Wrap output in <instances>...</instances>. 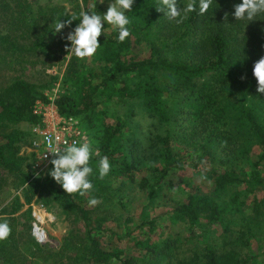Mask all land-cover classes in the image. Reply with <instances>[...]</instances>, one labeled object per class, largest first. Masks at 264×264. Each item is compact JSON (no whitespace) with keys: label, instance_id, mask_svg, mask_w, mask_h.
I'll use <instances>...</instances> for the list:
<instances>
[{"label":"trees","instance_id":"trees-1","mask_svg":"<svg viewBox=\"0 0 264 264\" xmlns=\"http://www.w3.org/2000/svg\"><path fill=\"white\" fill-rule=\"evenodd\" d=\"M7 1L12 5V14H21L20 20L24 25L19 36L25 38L29 29L37 27L41 16L33 12L31 0H0V5ZM240 2L241 0H212L208 11L200 15L197 0L196 11L188 13L180 23L176 22L177 26L173 27L166 41H162L166 26L164 12L156 10L158 0H134L132 11L126 12L130 20L127 26L130 35L124 42L118 41V31L112 26L111 33H101L98 37L100 46L93 56L80 59L72 52L62 77V83L69 91L61 93L55 104L60 114L76 117L81 113L87 123L95 122L100 127L99 130L96 127L93 129L95 133L92 131L100 154L93 155L89 162L93 168V173L89 176L93 190L83 196L78 192L69 195L48 172L24 183V202H28L37 192L46 193L65 217L74 215L86 220L89 211L81 201L104 196L112 177L125 178L136 182L138 187H143L145 178L132 171L116 136L122 124L117 119L113 123L103 120L104 107L101 104L117 98L138 100L146 111L152 112L156 119L165 123L172 117L173 105L178 100H184L192 121H204V115L215 116V120L225 118L232 121L231 127L235 129L232 133L235 134L242 128L245 138L250 141V147L249 144L240 147L247 162V172L244 174L246 177L242 179L227 169L218 170L212 176L214 192L216 194L217 189L223 190L226 184L238 182L239 179L251 187L261 183L264 180L259 175L260 169L264 167V125L260 123L251 105L236 107L214 98L209 83L231 80L241 87L244 94L250 93L264 99V93L257 92V81L252 72L254 62L264 56V14L252 21L235 20L233 5ZM187 3L188 0H185L183 8ZM62 18L67 16L63 15ZM73 21L78 24L79 18L72 20V23ZM12 24L13 27L9 30L17 28L14 22ZM48 25L49 23H44L42 26L45 34L50 31ZM9 38L7 33L0 34L2 48L9 52L17 50L15 39ZM41 45L66 52L71 42L62 37L51 38L48 42L36 38L27 47ZM160 75H165L162 83ZM37 99H45L38 86L19 77L11 78L6 86L0 88V166L10 170L14 176H21V182L26 178L17 169L21 159L17 152L26 143L28 131H22L15 124L20 121L28 124L35 120L30 112ZM228 113L233 115L226 116ZM239 124L241 125L238 127ZM217 133L219 134L218 129ZM156 140L159 142L158 163L154 168V179L147 187L148 198L155 193L152 185L158 187L170 164L178 162L169 130L157 134ZM252 144L258 148V152L251 156L253 159L249 155ZM102 156H107L111 165L109 174L103 180L98 178V161ZM233 201L232 197L215 199L207 194L187 192L184 199L174 206L171 215L183 219L191 226L197 225L204 229L219 225L226 229L227 212ZM153 218L149 219L148 225ZM91 231V228L84 229L81 238L77 239L79 244L71 246L76 248L70 256L75 263L110 264L115 261L118 264H134V259L129 255L120 256L117 251L103 247ZM243 232L241 230L239 235L241 242ZM200 236L197 235L196 238L199 239L202 237ZM27 240L29 255L32 258L40 256L41 245L32 239L29 230ZM137 244L149 252L150 257L166 248L163 241L157 245L147 238L141 239ZM248 255L245 253L236 257L232 251H216L215 247L206 246L205 252L199 256L201 264H252ZM0 264L16 263L0 252Z\"/></svg>","mask_w":264,"mask_h":264},{"label":"rangeland","instance_id":"rangeland-1","mask_svg":"<svg viewBox=\"0 0 264 264\" xmlns=\"http://www.w3.org/2000/svg\"><path fill=\"white\" fill-rule=\"evenodd\" d=\"M8 2L0 5V34L7 33L10 38H14L18 48L5 51L0 43V88L6 86L11 78L19 77L35 83L44 97L50 96L56 100L61 93L69 91L62 83V77L72 53L69 49L71 45L66 52L44 45H27L36 38L46 42L54 37L66 38L80 21L78 24L71 21L60 32L54 33L55 24L59 20L63 22L73 15L78 16L81 11L102 15L113 0H104L103 3L100 0H31L33 12L39 13L41 18L36 28L26 32L25 38L19 36L24 25L20 20L21 14H12V5ZM184 5L185 0H177V7L181 11ZM63 15L67 18H62ZM163 17L166 27L163 29L162 41H166L177 24L176 20H170L166 15ZM12 22L17 25L15 30H9L13 27ZM44 23H49L50 31L47 34L43 32ZM111 28L105 22L102 33H111ZM169 53L172 54L170 51ZM160 77L162 83L165 75ZM209 83L214 98L236 107L251 105L260 123L264 125V99L254 94H244L241 87L231 80ZM101 105L104 107V121L113 123L117 119L122 124L116 136L132 171L145 178L143 187L140 188L136 182L125 178L112 177L107 193L98 198L99 204L90 206L88 200L81 201L89 211L86 220L74 215L65 217L46 193L37 192L28 202H24L23 185L32 179V158L28 156L24 143L17 152L21 155L17 169L22 171L26 180L21 182V176H14L10 170L0 166V221L7 219L11 228L9 237L3 242L0 240V252L16 264H87L75 263L70 258L76 250L71 246L79 244L77 239L81 238L84 229L91 228L103 247L117 251L120 256L129 255L134 259V264H201L199 255L205 252L206 246H213L216 251H232L236 257L247 253L252 264H264V180L251 187L239 179L238 182L226 184L223 190L217 189L216 194L212 187L213 173L218 170L227 169L242 179L246 177L244 174L247 172V162L240 147L247 144L250 147V141L245 138L242 128L233 134L235 129L231 127L232 121L225 118L215 120V116L204 115V121H192L184 100L174 103L172 117L166 123L156 119L136 99L117 98ZM229 115L232 116L233 113L226 116ZM76 117L87 125L89 131L95 133V127L100 129L95 122L87 123L81 113ZM28 125L24 121L15 124L22 131H28ZM166 129L171 133L178 162L170 164L158 187L152 185L155 193L148 198L147 187L154 179V168L158 163L159 142L156 135L162 134ZM92 135L94 136L93 133ZM221 135L224 137L221 138ZM251 148L250 157L258 152L257 146L252 144ZM259 175L264 177V167L260 169ZM187 192L207 194L215 199L232 197L234 201L230 203L227 212V228L223 229L218 225L204 230L172 216V209L184 199ZM30 201L42 202L55 216L53 223L46 220L43 223L49 240L41 245L40 256L35 258L29 255L27 249V205ZM152 217L154 218L148 225L147 222ZM241 230L244 231L243 242L239 239ZM197 235L202 237L197 239ZM144 238L155 241L157 245L163 241L166 248L150 257V253L137 244ZM110 264L118 263L112 261Z\"/></svg>","mask_w":264,"mask_h":264},{"label":"clouds","instance_id":"clouds-1","mask_svg":"<svg viewBox=\"0 0 264 264\" xmlns=\"http://www.w3.org/2000/svg\"><path fill=\"white\" fill-rule=\"evenodd\" d=\"M104 0H100L103 3ZM134 0H113L109 4L105 13L98 14L96 12L81 11L79 16L73 15L71 18L55 24L54 33L60 32L72 20L79 18V24L71 31L66 39L71 42L74 55L77 58L84 59L95 54L100 44L98 37L101 35L104 24L113 26L118 31V41L124 40L130 35L128 25L130 20L126 12L132 11ZM199 14L204 15L212 0H198ZM197 0H188L183 8L184 15H181V9L177 7V0H158L156 6L157 11H163L170 20H176L180 23L188 13L196 11ZM234 12L232 13L235 20L252 21L258 15L264 14V0H241L240 3L234 4ZM179 18V19H178ZM227 18V14H225ZM253 75L257 81V92L264 93V56L254 62ZM64 147L59 145L52 147L50 145L49 152L54 155V159L50 161L53 165L49 175L55 182L63 188L67 194L79 193L81 196L90 193L93 190V184L89 176L93 173L90 166V159L93 155L99 156V150L92 147V141L86 137L83 142L73 141L68 143L64 141ZM111 165L107 156L100 157L98 161V178L103 180L110 172ZM99 199L91 197L88 200L90 206L99 204ZM11 234V228L7 219L0 221V240H5Z\"/></svg>","mask_w":264,"mask_h":264},{"label":"built area","instance_id":"built-area-1","mask_svg":"<svg viewBox=\"0 0 264 264\" xmlns=\"http://www.w3.org/2000/svg\"><path fill=\"white\" fill-rule=\"evenodd\" d=\"M35 120L28 123V138L24 148L29 157L31 177H42L50 172L53 165L50 163L54 155L50 153L49 147L59 145L64 147V141L68 143L83 142L86 137L92 141V147L97 149L96 140L89 131L87 125L72 115H62L58 111L54 97L37 99L31 106V112ZM29 208V234L39 245L49 240L44 221L53 223L55 220L51 209H48L42 202L30 201Z\"/></svg>","mask_w":264,"mask_h":264}]
</instances>
